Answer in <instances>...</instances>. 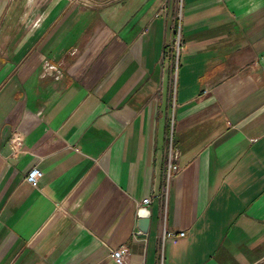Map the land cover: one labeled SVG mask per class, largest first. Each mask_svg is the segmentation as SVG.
Returning a JSON list of instances; mask_svg holds the SVG:
<instances>
[{
    "label": "crops",
    "instance_id": "crops-1",
    "mask_svg": "<svg viewBox=\"0 0 264 264\" xmlns=\"http://www.w3.org/2000/svg\"><path fill=\"white\" fill-rule=\"evenodd\" d=\"M120 246L122 264H264V0H0V264Z\"/></svg>",
    "mask_w": 264,
    "mask_h": 264
},
{
    "label": "built area",
    "instance_id": "built-area-1",
    "mask_svg": "<svg viewBox=\"0 0 264 264\" xmlns=\"http://www.w3.org/2000/svg\"><path fill=\"white\" fill-rule=\"evenodd\" d=\"M180 17H181V14L179 12L178 22H177V25L174 31V39H173L174 53L176 54V59L182 47ZM55 69H56L55 65L48 64L47 66L44 67V71L42 72V74H45V73L51 74L53 73L52 71ZM21 142H22V134L18 131L13 132V134L10 137V143L14 151H17L19 149ZM179 157H180V149L173 144L172 138L170 136L168 147H167V165H166L167 182H169L170 179L174 175H176L181 169L180 164L178 162ZM42 174L43 172L40 168H38L37 166H32L28 170L25 176V180L31 185H36L38 180L42 177ZM150 200H151V197H146L142 200V204L147 205L150 202ZM174 235L182 236L184 235V232L182 231L176 234L175 232H172V231H167V230L163 231V238H165V236L170 237ZM126 252H127L126 246H120L118 248L111 250V256L118 264H122L125 262Z\"/></svg>",
    "mask_w": 264,
    "mask_h": 264
},
{
    "label": "water",
    "instance_id": "water-1",
    "mask_svg": "<svg viewBox=\"0 0 264 264\" xmlns=\"http://www.w3.org/2000/svg\"><path fill=\"white\" fill-rule=\"evenodd\" d=\"M137 214L139 216V219L137 221V225L141 233H147L148 228V221H149V215H150V209L148 206H141L139 207Z\"/></svg>",
    "mask_w": 264,
    "mask_h": 264
}]
</instances>
